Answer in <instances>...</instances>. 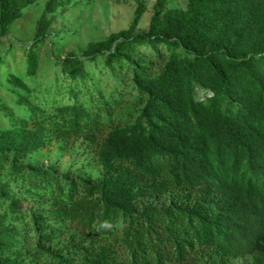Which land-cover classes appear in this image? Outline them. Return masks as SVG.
<instances>
[{"label":"trees","instance_id":"obj_1","mask_svg":"<svg viewBox=\"0 0 264 264\" xmlns=\"http://www.w3.org/2000/svg\"><path fill=\"white\" fill-rule=\"evenodd\" d=\"M73 1L46 0L35 41ZM136 1L128 28L54 60L66 100L56 93L50 107L8 75L27 113L0 103V264H184L196 252L203 264H264V0H156L144 32ZM34 2L0 0V35ZM90 64L131 73L142 101L133 121L105 132L122 99L95 87ZM50 134L94 145L101 178L25 163ZM167 194L162 206L147 201ZM30 199L47 205L25 209ZM67 224L82 233L44 248Z\"/></svg>","mask_w":264,"mask_h":264},{"label":"rangeland","instance_id":"obj_2","mask_svg":"<svg viewBox=\"0 0 264 264\" xmlns=\"http://www.w3.org/2000/svg\"><path fill=\"white\" fill-rule=\"evenodd\" d=\"M145 10L140 19L136 32H144L149 28L151 16L155 12L156 0H142ZM188 0H169L170 7L184 8ZM46 0H36L29 4L23 15L11 24L10 29L4 35H0V103L12 106L19 114H26L24 106L18 102L17 91L8 82L10 73L21 76L28 85L33 88V95L37 101H45L51 107L54 94L59 93V98L66 100L65 86L68 81L59 78L60 70L54 64L55 59L65 57L74 51L81 54L89 41L104 39L111 32L128 28L137 8L136 0H75L68 6L61 8L49 33L42 41L37 40V21L43 11ZM36 46L35 51L39 55V68L36 76L26 74V48ZM89 67L92 69V65ZM96 80L95 87L102 89L106 95L112 92L121 98L120 106L114 110L110 118L103 115L105 119L104 129L107 132L112 126L126 125L133 121L139 113L142 105L141 97L130 84L131 73L125 69H116L111 72L108 68L101 66L93 70ZM58 78V79H57ZM122 80V81H121ZM54 81L57 84H54ZM121 81V82H120ZM49 101V102H47ZM9 126L5 114L0 111V128ZM27 162L39 167L53 165L60 172H71L74 176L88 177L98 180L102 175V167L96 153V147L77 139L74 135L58 137L50 134L46 147L36 151ZM18 191V189H14ZM172 194L153 196L147 201L162 206ZM46 202L30 199L23 202L25 209L46 206ZM64 233L56 236L52 242L43 247L61 248L69 243L72 234L81 230L78 224L60 225ZM32 242L35 236H30ZM203 254L196 252L184 262V264H203ZM250 256L232 259L230 264H249Z\"/></svg>","mask_w":264,"mask_h":264}]
</instances>
